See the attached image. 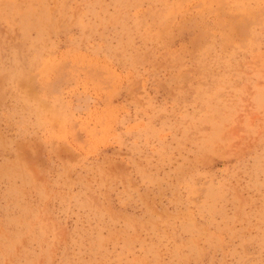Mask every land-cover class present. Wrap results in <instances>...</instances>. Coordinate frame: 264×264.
Returning <instances> with one entry per match:
<instances>
[{
	"label": "rangeland",
	"instance_id": "rangeland-1",
	"mask_svg": "<svg viewBox=\"0 0 264 264\" xmlns=\"http://www.w3.org/2000/svg\"><path fill=\"white\" fill-rule=\"evenodd\" d=\"M0 264H264V0H0Z\"/></svg>",
	"mask_w": 264,
	"mask_h": 264
},
{
	"label": "bare ground",
	"instance_id": "bare-ground-1",
	"mask_svg": "<svg viewBox=\"0 0 264 264\" xmlns=\"http://www.w3.org/2000/svg\"><path fill=\"white\" fill-rule=\"evenodd\" d=\"M198 37V36H197Z\"/></svg>",
	"mask_w": 264,
	"mask_h": 264
}]
</instances>
